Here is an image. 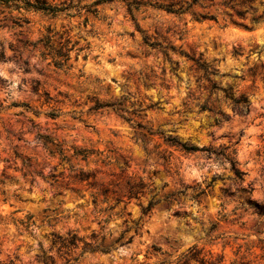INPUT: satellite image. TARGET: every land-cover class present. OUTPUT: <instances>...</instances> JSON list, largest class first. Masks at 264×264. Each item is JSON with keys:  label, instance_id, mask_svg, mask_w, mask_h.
Segmentation results:
<instances>
[{"label": "rangeland", "instance_id": "obj_1", "mask_svg": "<svg viewBox=\"0 0 264 264\" xmlns=\"http://www.w3.org/2000/svg\"><path fill=\"white\" fill-rule=\"evenodd\" d=\"M93 1L48 0L70 6L56 16L0 4V264L43 252L56 264H264V0L244 19L202 0L205 20ZM50 35L53 48L70 40L61 68L31 45ZM128 183L143 185L130 199ZM28 216L27 230L13 225ZM72 234L76 247L60 248ZM101 239L109 252H83Z\"/></svg>", "mask_w": 264, "mask_h": 264}, {"label": "trees", "instance_id": "obj_2", "mask_svg": "<svg viewBox=\"0 0 264 264\" xmlns=\"http://www.w3.org/2000/svg\"><path fill=\"white\" fill-rule=\"evenodd\" d=\"M112 0H94L91 4L85 6H96L98 4L104 3V2H109ZM125 3L127 7V12L130 14L132 18H134L133 11L139 10V8L143 5H149L153 8L161 9L164 10L167 13H173V14H190L195 20H205V19H214V16L211 14H208L207 12H204V14H201L197 12L195 7H203L201 4L202 0H152V1H144V0H121ZM208 1V0H204ZM212 1V0H209ZM253 0H222L221 2L218 3L219 6L229 8L233 11V13L239 17L244 19L246 10H242V7L252 3ZM1 5H6L10 7H14L17 10H36V11H42L46 14H50L51 16H56L59 12L64 11L70 7L69 5H66L64 7L58 6L51 4L48 2V0H0ZM206 5L204 4V8ZM231 16V15H230ZM252 22H258V17L252 18ZM55 35V34H53ZM53 35L50 36H45L42 39L37 40L35 43H31L32 46H36L38 44L41 45L43 50H46L47 53L42 52V56L50 57L51 61L48 64L53 65L55 68H61L66 64V62L70 59V52L72 50V46H70V40L69 38L60 35L57 37L58 41V46L56 48L52 47L51 44V39ZM44 57V58H46ZM4 59V52L2 48L0 47V60ZM197 66L200 69H203L205 71H209L208 66H204V63L200 64L197 62ZM224 91V90H223ZM225 97L229 98L233 104L234 107H240L243 105H248V99L245 96H240V97H232L230 94H227L226 91H224ZM22 106H25L28 108L27 104H23ZM104 107H112L116 110L124 111L123 108L120 107L119 103H110V102H104V103H96L95 109L99 108H104ZM50 117H55L56 114L54 112H50L48 114ZM221 118H224V115L220 112L219 113ZM120 117L124 120H129V118H126L123 115H120ZM216 121H219L217 119ZM150 135L158 134V133H151L149 132ZM163 141L166 142L169 146H173L181 151H184L186 153H191L198 151L197 147L193 145H188L185 143H181L176 137L174 136H167L163 137ZM88 152L82 153L81 151H76L73 156H82V160H85L87 158ZM226 160L230 162L231 165V170L233 171V174L236 179L241 180L243 176V172L240 171L236 167V162H234L231 158L225 157ZM74 179L79 180V181H86L89 179H93V176L89 173H84L83 171L79 170L77 173L74 174ZM137 188H143V185H131L128 183L127 185V193L126 196L128 199L136 196L139 191H137ZM176 194H181L180 191H178ZM173 195V193L165 195L163 198L167 199L170 198ZM155 201L149 200L148 203L143 206H140V211L141 215L145 216L154 206ZM30 216L26 217V220L22 219H12V223L15 226H21L23 229L27 230L31 224L30 222ZM140 220V219H139ZM139 220L137 222H134V229L135 232H137L140 229V223ZM106 222V221H105ZM123 232L121 235L118 237L117 240H120L122 237ZM95 236L93 235L92 238ZM56 239L58 243L60 244V248H68V247H76V243L78 239L74 234L70 235L69 237L63 238L61 236H56ZM103 239L99 243L96 242L95 245H91V243H84L83 246V252L84 251H89V252H94V251H99L103 253L109 252L112 248L110 246H105L103 245ZM129 242V240L127 241ZM123 244V243H121ZM193 254L190 255H184L182 257L183 262H186L188 260H194L198 262L199 264H207L206 260L203 258H194ZM38 261L41 262V264H56L54 259L50 256H45L44 252L40 258H38ZM221 260L218 261L220 263ZM9 264H13L12 261L9 262ZM210 264H213L210 262Z\"/></svg>", "mask_w": 264, "mask_h": 264}]
</instances>
